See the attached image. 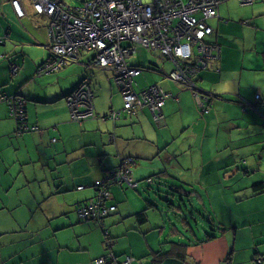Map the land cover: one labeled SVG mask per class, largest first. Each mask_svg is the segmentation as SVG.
I'll return each instance as SVG.
<instances>
[{
    "label": "crops",
    "instance_id": "1",
    "mask_svg": "<svg viewBox=\"0 0 264 264\" xmlns=\"http://www.w3.org/2000/svg\"><path fill=\"white\" fill-rule=\"evenodd\" d=\"M22 6L19 17L10 0H0V36L8 37L0 44V95L24 96L28 124L40 130L19 134L8 104L0 102V264H97L107 254L102 231L75 208L129 156L138 160L132 168L138 186L111 187L109 201L117 210L106 220L122 261L132 255V264H233L244 235L264 236V0H222L221 19L211 20L215 32L206 38L220 45V70H203L193 78L195 88L168 78L173 63L170 69V61L155 53L133 62L139 43L126 42L135 48L128 63L143 68L136 89L159 83L172 94L162 123L147 107L123 112L116 121L105 116L124 101L113 71L88 65L93 51H82L58 72L35 76L50 54V18L35 11L33 0ZM13 61L20 69L12 75ZM85 78L94 89L97 117L76 122L65 96ZM213 92L223 98L212 100ZM150 177L178 183L189 196L196 212L187 219L167 208L185 227L191 223L189 234L180 235L177 225L167 234L159 217L165 210L148 207ZM256 184L263 185L258 192ZM128 189H140L138 199ZM250 203L255 209L232 214L230 223L220 214ZM145 209L148 221L139 223L137 214ZM210 232L216 236L208 238ZM256 252L259 258L251 260L264 264V250Z\"/></svg>",
    "mask_w": 264,
    "mask_h": 264
},
{
    "label": "built area",
    "instance_id": "2",
    "mask_svg": "<svg viewBox=\"0 0 264 264\" xmlns=\"http://www.w3.org/2000/svg\"><path fill=\"white\" fill-rule=\"evenodd\" d=\"M33 2L37 12L51 18L54 59L41 72L59 69L66 60L78 58L81 50H94L93 63L113 71L114 80L123 94V108L111 110L107 115L115 121L123 112L148 107L155 122L162 123L163 106L172 96L159 83L143 91L136 89L141 69L128 63L135 48L124 45L123 41L139 43L170 58L174 69L168 77L191 88L196 86L193 78L199 75V71L219 69L220 46L207 42L205 38L215 32L211 20L218 16L221 0H86L77 7L66 4L64 0ZM12 3L17 14L23 16L22 0H12ZM3 98L6 97H0ZM260 98L257 95V99ZM93 100L94 92L85 80L68 96L72 118L77 121L95 118ZM8 101L14 115V98H8ZM26 130L36 131L39 126H22L19 131ZM122 159L119 166L95 182V187L100 189L97 200L89 204L88 210L80 211L81 216L84 217L89 210L97 216L114 210V205L105 204V199L112 196V186L119 183L137 185L132 176L134 158ZM78 188L83 189L84 186ZM107 256L114 261L112 254H107L96 263H105ZM131 260L128 256L123 264H130Z\"/></svg>",
    "mask_w": 264,
    "mask_h": 264
},
{
    "label": "trees",
    "instance_id": "3",
    "mask_svg": "<svg viewBox=\"0 0 264 264\" xmlns=\"http://www.w3.org/2000/svg\"><path fill=\"white\" fill-rule=\"evenodd\" d=\"M86 0H83L82 1V3L81 4H83L84 2H85ZM222 1V0H221ZM242 2H245V0H241ZM10 2H11V4H12V6H13V3H12V0H10ZM64 2L67 4V2L64 0ZM254 2V1H253ZM253 2H251V3H253ZM222 3V2H221ZM81 4H79V5H76V6H73V7H77V6H80ZM69 5V4H68ZM70 6H72V5H70ZM33 7H34V2H33ZM13 8H14V6H13ZM219 8H220V6H219ZM34 9H35V7H34ZM14 10H15V8H14ZM35 11H36V9H35ZM15 12H16V10H15ZM37 12V11H36ZM17 13V12H16ZM38 14H40V15H42L43 13H39V12H37ZM18 15V14H17ZM24 15H25V13H24ZM23 15V16H24ZM45 15H47V14H45ZM19 16V15H18ZM23 16H19V17H23ZM47 16H49V15H47ZM49 18H50V16H49ZM214 18H216V19H221V16H220V13L218 14V16L217 17H214ZM213 18V19H214ZM50 20H51V18H50ZM49 32H50V22H49ZM208 37V36H207ZM206 37V38H207ZM50 38H51V42H50V45H49V52H50V54H49V57L46 59V61H44L43 63H41L39 66H38V68H37V74L38 75H35V76H40V75H43V74H45V73H42L41 72V69L46 65V64H48L49 62H51L53 59H54V53H53V49H52V46H53V44H52V36H51V33H50ZM205 38V39H206ZM8 40V37H4V36H0V44L1 43H5L6 41ZM149 49H151V48H149ZM152 50H154V51H157L158 52V54H159V56L162 58V59H164V60H167L168 58L165 56H162L161 55V53L158 51V50H155V49H152ZM82 51H93L94 52V56L91 58V60L89 61V63H88V65L89 66H91V67H97L94 63H93V59L95 58V51L94 50H81L80 51V53H79V57L78 58H76V59H68V60H66V62L64 63V65L63 66H61L59 69H56V70H52V71H47V73H55V72H58V71H60L62 68H64L69 62H72V61H76V60H78L79 58H80V56H81V54H82ZM173 65H174V63H173ZM17 68L16 69V71H14L13 69L14 68ZM138 68H140L141 69V74H142V72H143V68L142 67H138ZM19 69H20V66H19V64L18 63H16L15 61H13L12 63H11V73H12V75L13 74H17V73H19ZM169 75V74H168ZM139 77V76H138ZM137 77V78H138ZM113 79H114V73H113ZM85 80H87L88 82H89V84H90V86L92 87V90H93V92H94V89H93V86H92V84H91V81H90V79H87V78H85L83 81H85ZM137 80V79H136ZM83 81L80 83V84H82L83 83ZM115 81V80H114ZM116 83V82H115ZM79 84V85H80ZM153 84H155V83H153ZM79 85L76 87V88H74V90L75 89H77L78 87H79ZM117 85V84H116ZM137 85H138V83H137ZM137 85H136V88H137ZM152 85V84H151ZM150 86V85H149ZM117 87H118V85H117ZM119 88V87H118ZM145 89H147V87L146 88H144V89H141V90H139V91H143V90H145ZM73 90V91H74ZM120 90V89H119ZM73 91H71L70 93H68L66 96H65V98H66V101H67V104H68V96L73 92ZM121 91V90H120ZM122 96H123V94H122ZM219 95H215V97H218ZM0 97H6V98H3V99H0V102H2V101H4V102H6L7 104H8V107H9V114H10V116H12L13 118H15L16 119V121H17V132L19 133V134H21V133H25V132H30V131H34V130H26V131H23V132H20L19 130H21V127L22 126H29V127H33V126H38V125H29L28 124V120H27V99L24 97V96H22V95H15V96H8V95H0ZM215 97H212V100L215 98ZM219 97H221V98H223L221 95L219 96ZM8 98L9 99H12V98H14V107H15V113H14V115H12V113H11V109H10V103H9V101H8ZM259 100V99H258ZM123 101H124V99H123ZM93 104L95 105V101L93 100ZM123 105H124V103H123ZM68 107H69V111H70V115H71V109H70V106H69V104H68ZM123 108V107H122ZM121 108V109H122ZM148 108V107H147ZM112 110H114V109H112ZM120 110V109H119ZM111 111V110H110ZM109 111V112H110ZM95 112H96V107H95ZM108 115V114H107ZM107 115H105L106 117H108ZM122 116V115H121ZM96 117H97V115H96ZM109 118V117H108ZM121 118V117H120ZM71 119L73 120V121H76V122H83L84 120H82V121H77V120H74L73 118H72V115H71ZM111 119V118H110ZM115 121V120H114ZM39 130H40V127H39ZM36 131H38V130H36ZM116 167V166H115ZM115 167H113V168H115ZM110 171V170H109ZM108 171V172H109ZM150 186H152V185H150ZM156 190H157V185H155V186H153ZM263 187V185L262 184H256V186L254 187V189L256 190V192H258L257 190H259V189H261ZM85 188V187H84ZM83 188V189H84ZM79 189V188H78ZM95 191H96V195L93 197V198H91V199H89V200H86L85 202H79L77 205H76V208H75V211L77 212V215H78V217L81 219V220H84V221H90V222H93V223H97L98 224V226H99V228L101 229V231H102V234H103V242H104V244H105V246H106V248H107V254H112V256L114 257V261H112L110 258H111V256H107L106 257V262L105 263H102V264H109V263H107L108 261H110V263L111 264H123V262H124V260L122 261V259H121V256H119L118 255V253H117V251H116V249H115V244H116V239L118 238L116 235V237H114V233L112 232V230H111V225L109 226L108 224H107V222H106V220H107V218L108 217H110L112 214H113V212H115L116 210H117V205L116 204H114V203H109V200L110 199H112V198H107V199H105V204H107V205H114L115 206V209L114 210H112V211H110V212H108L107 214H104V215H92L93 214V212L91 211V210H89L88 211V213L86 214V215H84V217L83 216H81V214H80V211H82V210H88L89 209V204L91 203V202H93L94 200H97V195H98V192L100 191V189L99 188H96L95 187ZM112 192V191H111ZM156 192H158V194L160 195V197H162L161 198V203L163 204V206H165L166 208H168V209H170L171 210V212L172 213H174V214H176L177 215V217L180 219V220H182V219H187L188 217L186 216L188 213H186L185 212V210H184V207H183V200H184V195H182L181 194V191H180V188H174V187H172V186H170L169 184L167 185V186H162V187H160ZM180 196H182L183 198L181 199L182 200V202L180 203H177L176 201H178V198L180 197ZM165 200H168V201H165ZM104 203V202H103ZM155 207V204H153V203H151V202H148V207ZM194 212H196V211H194ZM191 213V212H190ZM137 219H138V222L139 223H146L147 221H148V215H147V212H146V209L145 210H143L142 212H139L138 214H137ZM185 224V223H184ZM188 225H191V223H189ZM190 227L191 226H188V227H185V229H190ZM182 231L180 230L179 231V233H180V235H182V233H181ZM209 234V236H208V238H212V237H215L216 236V234L215 233H208ZM183 236V235H182ZM186 236V235H185ZM116 238V239H115ZM115 239V240H114ZM163 243H169V241H164ZM182 243H180V242H178V243H176V245H177V247H179L180 245H181ZM174 248V247H173ZM84 250H89V249H84ZM106 254V255H107ZM128 256H130V255H127V257ZM99 259V258H98ZM97 259V260H98ZM121 259V260H120ZM258 259V258H257ZM97 260L95 261V262H97ZM98 264V263H97Z\"/></svg>",
    "mask_w": 264,
    "mask_h": 264
},
{
    "label": "rangeland",
    "instance_id": "4",
    "mask_svg": "<svg viewBox=\"0 0 264 264\" xmlns=\"http://www.w3.org/2000/svg\"><path fill=\"white\" fill-rule=\"evenodd\" d=\"M65 1L67 2V4L72 5V6H76V5H79V4L82 3V0H65ZM244 3L248 4V3H251V2L246 1ZM220 5H221V3H220ZM213 27H214V25H213ZM214 29H215V27H214ZM126 42L127 41H123V44L126 45ZM137 49H138V51L135 52L134 56L132 57V59H134L133 62H136L137 64H142V60H144L146 58V53H155L156 55L159 56L158 52L150 51L149 49L145 48L144 46H142V45L140 46V44H138ZM195 49H196V47H195ZM141 51H144L143 55H141ZM220 51H221V48H220ZM220 58H221V53H220ZM167 60L170 61V62L166 61V63L168 64L169 68L171 69L173 62H172V60L170 58H168ZM173 69H174V65H173ZM173 69H171L168 74H170L173 71ZM214 70H220V60H219V69H214ZM201 72L202 71H199L198 73H201ZM34 74L38 75L37 74V69H36V72ZM45 74H48V73H45ZM45 74H43V75H45ZM168 74H167V77H168ZM113 83H114V85H116L114 80H113ZM210 97H211V94H210ZM212 97H215V93L214 92L212 93ZM202 110L205 113H209L210 112V106L206 102H203V101H202ZM145 184L150 185V183H146V182H145ZM168 184L170 186L174 187V188H180V185L178 183L170 182ZM146 190H148V189H146ZM139 191H140V189L138 190V192L136 191V189H128V192H130V193L133 192L134 193L133 196H135L137 199H138ZM146 193H147L146 195L148 196L149 191H146ZM154 194L151 193L150 196H148V200L146 198H145V200L147 202H151V203L155 204V207H158V209L160 211H162V209L165 210V215L164 216H161L160 214H158V212H156V210H153V212L156 213L157 215H160L159 217L162 219V222L166 223L165 226H166V229L168 231L167 234H169L175 228L174 227L175 225L178 226V231H180L181 229H185V225L181 224L180 221H177L175 216L171 212H169L168 209L165 206H163V204L161 203V199H160L159 195H157V194L154 195ZM183 197H184V201H185L183 203V207H184L185 212L186 213L194 212V209H192L193 207L190 205V201L188 199L189 196L188 195H184ZM183 197L180 196L178 198V201H176V202L177 203H179V202L181 203L182 202L181 199ZM111 198H112V196H111ZM192 200L195 202L196 205L201 207L202 203H201L200 200L195 199V198H192ZM109 203H110V201H109ZM254 209H255V204L250 203V204L246 205L245 207H243V208H241L239 210H234L233 212H230L229 209L221 210L220 214H221L222 218L226 222L230 223L231 219L233 217L232 214L235 215V216H237L239 214H243L244 215L246 212L252 211ZM108 218H111V217H108ZM116 225H117V223L114 226H116ZM187 227H188V225H187ZM185 233L189 234V232H186V231H185ZM173 234H175V233H173ZM114 237H116L115 234H114ZM256 250H261V251L264 250V236H259V237L255 238V239H250L249 236L244 235L243 236V246L240 247L236 251L235 260H234L233 264H255L251 260V258H253L254 255H256L258 258L260 256L259 253L256 252ZM130 257L132 259L130 264H132L134 262V260H135V257L132 256V255H130Z\"/></svg>",
    "mask_w": 264,
    "mask_h": 264
},
{
    "label": "water",
    "instance_id": "5",
    "mask_svg": "<svg viewBox=\"0 0 264 264\" xmlns=\"http://www.w3.org/2000/svg\"><path fill=\"white\" fill-rule=\"evenodd\" d=\"M210 94H211V92H209V91H207V93H205V96L204 97H206V98H208L207 100H208V102H210L211 100H210ZM258 95H260V97H261V94H258ZM129 157H133V156H129ZM124 158H127V157H124ZM134 158V164H133V166H132V168L134 167V166H136L137 165V163H138V160L135 158V157H133ZM121 160H123L122 158L120 159V161H119V164H120V162H121ZM119 164H118V166H119ZM134 178V177H133ZM149 179H151V181H149ZM135 180V179H134ZM148 180V182L149 183H153V178H148L147 179ZM135 182L137 183V185L136 186H128V187H137L138 186V182L135 180ZM168 180L166 181H164V180H161V178H157L155 181H154V183L152 184V186L150 187V189L151 190H149V193H148V196H150V194L151 193H155V194H157V195H159L158 194V192H156L160 187H162V186H167L168 185ZM117 185H120V186H123L124 184L123 183H119V184H117ZM155 185H157V190L153 187V186H155ZM145 192H146V190H145ZM154 194V195H155ZM159 197H160V195H159ZM162 197H160V199H161ZM165 201H168V200H165ZM185 231L186 232H189L190 231V229H184L181 233H182V235H183V233H185ZM187 235V234H186Z\"/></svg>",
    "mask_w": 264,
    "mask_h": 264
}]
</instances>
